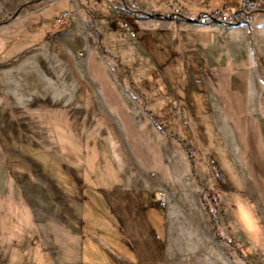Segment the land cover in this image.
<instances>
[{
	"label": "rangeland",
	"instance_id": "obj_1",
	"mask_svg": "<svg viewBox=\"0 0 264 264\" xmlns=\"http://www.w3.org/2000/svg\"><path fill=\"white\" fill-rule=\"evenodd\" d=\"M141 55L144 103L119 66ZM168 97L196 153L152 121ZM120 174L143 182L159 234L172 209V236L205 238L165 264H264V0H0V264H105L98 241L131 229L103 198Z\"/></svg>",
	"mask_w": 264,
	"mask_h": 264
},
{
	"label": "crops",
	"instance_id": "obj_2",
	"mask_svg": "<svg viewBox=\"0 0 264 264\" xmlns=\"http://www.w3.org/2000/svg\"><path fill=\"white\" fill-rule=\"evenodd\" d=\"M119 178L120 182L115 181L111 185L112 190L107 186L103 191V198L106 207L115 217V222L121 226L128 223L131 229L129 233L125 231V235H114L98 241L97 249L102 255L99 262L126 264L128 258H132L134 264H165L194 259L196 253L203 248V244L207 243L205 238L199 235L191 237L182 235L179 238L172 236L170 230L166 229V222L171 219L172 209L166 211L164 234H159L155 227V220L153 221L151 218L153 214L148 210V205L144 200L146 188L143 186V182L137 181L135 174H120ZM115 197H118L117 204L112 206L110 203H113ZM140 224L143 226L141 227ZM86 244L88 245L87 242ZM88 247L92 251L97 250L89 245ZM83 259L85 260V258Z\"/></svg>",
	"mask_w": 264,
	"mask_h": 264
},
{
	"label": "trees",
	"instance_id": "obj_3",
	"mask_svg": "<svg viewBox=\"0 0 264 264\" xmlns=\"http://www.w3.org/2000/svg\"><path fill=\"white\" fill-rule=\"evenodd\" d=\"M123 4H124V7L128 11H130L132 13L137 12L132 7L128 6L126 2L123 1ZM249 6H250V4L246 5V7H249ZM240 12L242 14L247 13V11L245 9L240 10ZM155 18L161 19V18H165V16L158 15ZM175 18L189 20V21L193 20L191 18L186 17L185 14H176ZM205 19L207 21H209V22L206 21V23H211V22L216 20V18L213 16V14L205 15L202 18V20L205 22ZM228 19H229V21H227ZM216 21H219L223 24L228 25V24H232L233 21H237V20H235L234 17L233 18L229 17V18L225 19L224 21L223 20L220 21L219 19ZM119 66L123 69V71L125 73V77L127 80L130 81V84L133 86L134 82H135V83H137V86H133V87L136 88L139 86V88L142 89L141 91H139L140 89H136V94H137L138 99L142 103H144L145 97H144V94L142 93V91H144V89L146 88V85H148V80L150 78H152L153 75L156 73V67L153 66L151 63H149V60L146 56H142V55L139 56L138 58H136L134 61H131V60L122 61L119 63ZM162 103L163 104H162V107H161L158 115H151L148 113L149 115H151L152 121L154 122L155 126L163 134H166L168 129L171 128L172 126H176L177 129L180 132H182V136H181V138H175V137H173V138L176 139L182 147L188 149V151H191V152L193 151L196 153L197 141L192 136V134L194 135V133H192L193 130L188 128L190 116L189 115L183 116L181 119H177L173 115L169 116V113L171 112V110L175 108L174 100L170 99V97H168V98H165ZM229 109L231 112H229L228 116H229V118L234 119L233 113H232L234 111V108L231 106V104L229 106ZM237 130H238L239 136L243 137L244 134H243L242 129L237 127ZM206 131H208V130H206ZM216 146L220 147V143L218 142L216 144ZM206 154L208 157H211V156L214 157L215 162L217 164L218 173H219V171L222 169V167L219 166L217 162H218L219 157L222 156L223 154H221L220 151L211 152V150L207 151ZM212 186L214 188V191L217 193V195L220 192H222V189L218 186L216 181L213 182ZM202 205H203V209H204L205 215L207 217L208 223L210 224L213 231L216 233V237L218 238V240L221 241L222 243L227 244L231 248L237 249L238 243L236 241L225 238L218 233V230L216 227V221H215L212 209L205 206L204 203Z\"/></svg>",
	"mask_w": 264,
	"mask_h": 264
},
{
	"label": "built area",
	"instance_id": "obj_4",
	"mask_svg": "<svg viewBox=\"0 0 264 264\" xmlns=\"http://www.w3.org/2000/svg\"><path fill=\"white\" fill-rule=\"evenodd\" d=\"M159 200H158V204H159V206H161V207H163V206H165V195H164V193H162V192H160V194H159Z\"/></svg>",
	"mask_w": 264,
	"mask_h": 264
}]
</instances>
